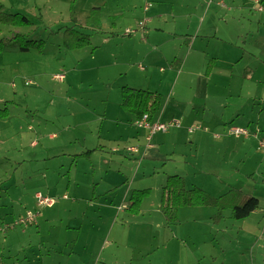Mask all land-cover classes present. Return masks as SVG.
I'll use <instances>...</instances> for the list:
<instances>
[{"label":"rangeland","instance_id":"obj_1","mask_svg":"<svg viewBox=\"0 0 264 264\" xmlns=\"http://www.w3.org/2000/svg\"><path fill=\"white\" fill-rule=\"evenodd\" d=\"M163 1L162 16L170 3L181 4ZM197 1L175 12L194 15L191 32L211 38L192 46L199 67L188 63L177 82L160 71L168 69L167 59L156 53L141 60L160 49L148 35L174 24L157 17L160 0H151L148 13L146 0H0V264H199L189 240L197 235L210 238L206 247L216 257L201 264H264V100L252 101L257 94L264 99V65L254 58L264 62V0ZM94 10L100 20L90 18ZM119 12L149 19L133 35H140L136 42L123 40L124 28L116 37L98 31L120 23ZM17 14L32 25H15ZM73 19L91 35L90 47L68 48L60 29ZM30 37L29 49L20 50ZM178 53L184 60L189 54ZM212 53L221 60L211 68L210 96L198 99L196 74L208 71L201 61L208 65ZM125 87L165 95L166 119L154 123L169 129L150 141L153 148L162 141L161 152L152 148L143 157L150 133L123 109ZM234 109L242 120L227 124ZM234 128L248 136L232 134ZM132 147L141 154L130 153ZM175 175L187 189L197 186L216 198L242 190L261 208L241 221L227 209L213 225L215 208L185 207L169 225L160 203ZM137 190V203L146 193L133 212ZM39 193L53 205H40ZM30 213L33 222L15 226Z\"/></svg>","mask_w":264,"mask_h":264},{"label":"crops","instance_id":"obj_2","mask_svg":"<svg viewBox=\"0 0 264 264\" xmlns=\"http://www.w3.org/2000/svg\"><path fill=\"white\" fill-rule=\"evenodd\" d=\"M198 1H203V0H198ZM198 1H197V3H198ZM190 2H191V0H181V4H178L176 2L175 3H170V5H172V8H171L170 12L166 11V16L171 18V20H174V24L172 26V29H170L169 32L164 30V29H162V28L161 29H156L155 33L149 34L148 35L149 40L152 41V44L156 48H160V49H159V52L157 50H156V52H148V51L144 52L145 58L141 59V60H146V59L149 60L150 55H153V54H156V53H157V55L159 56L160 59H162V60H166L167 59L166 61L168 63V69L161 68L160 71H162L164 74L168 73L169 78L171 79V81H173L175 79L178 82L180 80V77L185 74V69L188 67V63H190V65H191L189 67H191L193 69L199 67L197 61L193 60V59H197L198 60L199 58L198 57H192L191 53L194 52L192 46L196 44L197 40L201 41V42H204V41H206V39L211 38L209 36L200 35V32H201L200 29L197 30V34L198 35H194L191 32L192 19H193L194 15H192V14H190L188 12L187 13H185V12L182 13L181 12L179 14H177L175 12L176 6L180 7V8H187L188 6L190 7V6L193 5V3H190ZM158 3L159 4L156 6L157 9H158L157 17L160 20H165L166 16H162L161 13H159V12L165 11L166 10V6L164 4H168V3L164 2L163 0H160V2H158ZM210 8H211V6H210ZM210 8H209V11H210ZM172 10L174 11V13H172ZM148 12H146V13H148ZM146 13H145V15H146ZM116 17L119 18V22L120 23H117L114 27H110L109 29H106L105 26L103 24H101V26H100L98 31L100 33L101 32H103V33L112 32L114 37H116V36H120V34H122L121 30H123V28L125 30H127V29L135 30V28H137V30H140L142 32H144V30H145V29L144 30L139 29L140 23L144 21V19H142V17H139V18L135 17V16H134V18H130L128 16L125 17V12L116 13ZM145 20H148V23H149V19H145ZM148 23H147V25H148ZM145 28H147V26ZM179 32H184V33H179ZM124 37H126V39H123L125 41L136 42L135 39L139 38L140 35H137L136 37L133 36V35L132 36H124ZM142 42L147 45L146 48L149 47V45L146 43V41L144 39L142 40ZM143 47H145V46H143ZM155 47H152V49L155 48ZM184 48L186 49L187 52H189V54L186 57V60H184V57L182 59L180 57V53H178L181 50H183ZM208 57L209 58L211 57V59L209 60L208 65H207V62H208L207 58H203L202 61H201V67H203L205 69H208V71L205 72V70H204V71L198 72L196 74L197 82H195L194 85L196 86V92H197L198 99H208V97L210 96L211 79L213 77L212 73H211V68L219 66L218 63H216V62L218 60H221V56H219L216 53L209 54ZM254 58H255V62L257 63V65H264L263 64L264 62H262L260 59H257L256 55H255ZM212 59L215 60V61H211ZM242 60H244V59H242ZM214 63H215V65H214ZM238 64H240V65L243 64V61L239 62ZM212 72H214V70H212ZM155 77H156V74H153V76H151L150 80L153 81L155 79ZM255 82L259 83L258 80L254 81L253 79H249V78H247V80H246V83H250L251 85L255 84ZM148 91L149 92H153V93H159V94H161L163 96V98H165V95L160 90H156V91L148 90ZM167 94H169V98L174 96V92H172L171 95L168 92H167ZM259 96L260 95L257 94V95H255V97H253L252 101L254 102L253 103L254 105L256 104V101L264 100L263 97H259ZM240 97L242 98V95ZM161 111H160V113H161ZM160 113L158 114V116L156 117L155 120L161 122V121H164L166 119L165 118L166 113L165 112H163L161 114ZM242 117H243V115L241 116V114H239V111L237 109H234V110H232V113L230 114V117L228 119L227 124L232 125V124H234L236 122H241ZM161 142L162 141H160V140L155 141V145H154L155 148L152 147L153 150H151L150 152L152 153L153 151H157V150H158V152H161V151H159V148L161 147V144H162ZM95 150L97 151V147L94 148V151ZM214 210L218 213L217 209H214ZM194 224L195 225L196 224H202V222L195 221ZM219 224H220V222L219 223H215V222L213 223V225H219ZM202 228H203V226L200 225V230ZM200 230L197 231V232L201 233ZM188 237L185 236V238H188ZM223 237H224V233L222 234L220 239H217V238L215 239L216 240V246L218 248L221 246V242L223 241ZM196 238H192V239L189 238V240L193 244V249H194V253H193L194 257H193V259L195 261L200 262L199 264H201L204 260H207L208 257H212L215 260L216 259V257H214L215 252H213L212 250H210V249H208L206 247V241H208L210 238L207 235H197ZM177 239H179V237H177ZM238 243L241 244L240 242H238ZM180 264H187V261L186 262H181Z\"/></svg>","mask_w":264,"mask_h":264},{"label":"trees","instance_id":"obj_3","mask_svg":"<svg viewBox=\"0 0 264 264\" xmlns=\"http://www.w3.org/2000/svg\"><path fill=\"white\" fill-rule=\"evenodd\" d=\"M17 16H20V18L18 19V22L16 20L14 21V23L17 22L15 25H32V21H30L26 15L17 14ZM93 17L100 20L99 10L92 11L90 18L93 19ZM73 21H75V23H73ZM72 23V27L60 29V31L63 30L64 34L67 36L66 43L68 44V48L83 49L90 47L92 45L91 35L85 34L76 29V26L79 25L76 23V19H73ZM30 39L33 38L30 37L27 39L24 44L22 43L20 45L19 49L22 51L28 50L31 42ZM41 42L43 43L44 41ZM95 49L96 48H93V50ZM122 96L123 109L129 115L136 117L137 121L147 115L149 120L154 122L163 107V96L159 93L125 87L122 90ZM149 151L146 156L150 155ZM135 193L137 194L131 198L132 208L130 211L133 212L137 210L138 207L140 208L142 204L141 201L144 197L143 195L146 191L143 192V195L139 198L138 203L135 202V200L138 197L137 195L141 192L137 190ZM240 202L244 203L241 205ZM196 206L212 207L217 209L218 213L214 216L215 223L221 222L220 220L223 218L222 213L227 209H231V218L233 220L241 221L249 218L253 213L261 208L259 199L253 196L247 197L242 190H232L225 195H221L216 198L208 195L207 192L197 186L192 189H187L183 178L179 175L169 176L167 185L163 190L160 203V210L167 224H177L179 222V211L181 208Z\"/></svg>","mask_w":264,"mask_h":264},{"label":"built area","instance_id":"obj_4","mask_svg":"<svg viewBox=\"0 0 264 264\" xmlns=\"http://www.w3.org/2000/svg\"><path fill=\"white\" fill-rule=\"evenodd\" d=\"M151 7H152L151 0H146L145 12H148ZM147 23H148V20H144L143 22H141L139 25V29H141V30L146 29L145 27L147 26ZM137 31H139V30L127 29L126 35L132 36V35L136 34ZM137 127H139L140 129L147 130L150 133V137L148 138L149 144L146 146V150L144 152H142L143 157L146 156L147 152L153 147L152 144H150V141H151V138L153 137V135H155L158 132H166L169 129V125H167V124H163V123H159V122H157V123L151 122L147 115H145L141 120H139L137 122ZM232 134H234L238 137L248 136V133L245 130H238L237 128H234L232 130ZM261 148L264 149V142L261 143ZM129 152L134 154V155L141 154V151L135 147L130 148ZM36 198L39 199L40 205L50 207L54 203V200L44 198L42 196V194H40V193L36 195ZM33 221H34V216L30 213V214H28L26 221L21 220L20 222H17L15 224V226L19 225L20 223L33 222ZM10 228L12 229V227H10Z\"/></svg>","mask_w":264,"mask_h":264}]
</instances>
